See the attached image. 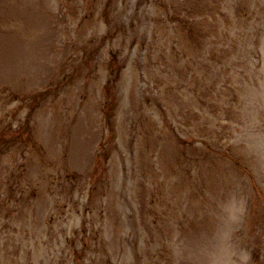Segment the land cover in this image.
Returning a JSON list of instances; mask_svg holds the SVG:
<instances>
[{
  "label": "rangeland",
  "instance_id": "374dc122",
  "mask_svg": "<svg viewBox=\"0 0 264 264\" xmlns=\"http://www.w3.org/2000/svg\"><path fill=\"white\" fill-rule=\"evenodd\" d=\"M264 264V0H0V264Z\"/></svg>",
  "mask_w": 264,
  "mask_h": 264
},
{
  "label": "clouds",
  "instance_id": "9594fccd",
  "mask_svg": "<svg viewBox=\"0 0 264 264\" xmlns=\"http://www.w3.org/2000/svg\"><path fill=\"white\" fill-rule=\"evenodd\" d=\"M250 254H245L242 258L241 264H249Z\"/></svg>",
  "mask_w": 264,
  "mask_h": 264
}]
</instances>
